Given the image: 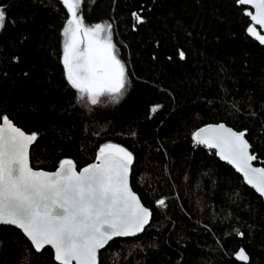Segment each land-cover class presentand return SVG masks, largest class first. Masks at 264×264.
I'll use <instances>...</instances> for the list:
<instances>
[{
	"label": "trees",
	"instance_id": "obj_1",
	"mask_svg": "<svg viewBox=\"0 0 264 264\" xmlns=\"http://www.w3.org/2000/svg\"><path fill=\"white\" fill-rule=\"evenodd\" d=\"M0 7L7 16L0 115L38 133L29 152L34 170L55 171L68 158L79 171L109 142L134 154L130 184L151 223L137 238L113 241L99 264H240L239 249L248 264H264L263 199L193 140L208 125L247 129L255 165L264 166V47L247 36L244 7L236 0H83L87 24L112 25L129 80L118 103L96 106L78 102L66 80L62 30L70 13L61 0H0ZM0 264L56 263L49 248L37 253L19 230L2 226Z\"/></svg>",
	"mask_w": 264,
	"mask_h": 264
},
{
	"label": "snow or ice",
	"instance_id": "obj_2",
	"mask_svg": "<svg viewBox=\"0 0 264 264\" xmlns=\"http://www.w3.org/2000/svg\"><path fill=\"white\" fill-rule=\"evenodd\" d=\"M61 2L71 16L62 30V63L77 101L85 106L118 103L127 93L129 80L113 43L112 25L86 26L77 12L82 0ZM237 3L255 9V13L245 9V14L264 29V0ZM133 17L136 23L144 22L137 13ZM6 21V10L0 7V32ZM247 32L264 45V35L254 26ZM179 56L184 59V52ZM246 135L247 129L236 131L221 123L199 129L193 140L217 149L220 158L234 165L264 197V167H253L257 156L250 151ZM37 140L38 133L28 134L7 114L0 115V226L20 229L37 253L50 246L57 264H99V251L114 237H134L145 230L152 212L130 187L131 151L109 142L99 147L93 163L79 171L65 158L55 171L48 172L30 165V146ZM157 205L165 206V200H158ZM238 259L247 261L249 257L241 249Z\"/></svg>",
	"mask_w": 264,
	"mask_h": 264
},
{
	"label": "water",
	"instance_id": "obj_3",
	"mask_svg": "<svg viewBox=\"0 0 264 264\" xmlns=\"http://www.w3.org/2000/svg\"><path fill=\"white\" fill-rule=\"evenodd\" d=\"M237 1V0H236ZM237 6H240V7H244L245 9H247L248 11H252L253 13H255V9H253V8H251V6L250 5H243V6H241V5H239L238 3H237ZM246 15V14H245ZM247 16V15H246ZM247 17H249V16H247ZM249 19H250V17H249ZM250 25L251 26H254L255 28H256V30H257V32L259 33V34H261V35H264V29H262L259 25H254V22H252L251 21V19H250ZM249 25V26H250ZM246 34H247V36L249 37V38H251L252 40H254V41H256L260 46H262V47H264V45H261L256 39H255V37H253V36H251L248 32H247V30H246ZM217 125H219V124H217ZM225 125V124H224ZM226 126V125H225ZM206 127V126H205ZM226 127H228V126H226ZM198 131V130H197ZM201 145H203V144H201ZM203 146H205V147H207L206 145H203ZM30 148H31V146H30ZM208 148V147H207ZM208 149H211L215 154H216V157L218 158V160L219 161H221L223 164H225V165H227V166H229L239 177H241L242 178V180H243V182H244V184L249 188V189H251L252 191H254L259 197H261L260 196V194L259 193H257L256 191H255V189L251 186V185H249L247 182H246V180H245V178H244V176H243V173H241V172H239L236 168H235V166L234 165H232V164H230V163H228V161H226V160H222L221 158H220V156L218 155V150L217 149H214V148H208ZM250 151L252 152V148L250 149ZM29 152H30V150H29ZM256 160H254L253 161V167H257L256 165ZM31 165V164H30ZM264 167V166H263ZM257 168H260V167H257ZM130 178H131V174H130ZM130 178H129V183H130ZM130 187H131V184H130ZM133 191V190H132ZM139 198V197H138ZM262 199H263V201H264V197H261ZM142 203V202H141ZM151 219H152V217L150 218V221H149V223L145 226V230L148 228V226L150 225V223H151ZM0 227H2V226H0ZM9 227H13V228H15L14 226H9ZM15 229H17V228H15ZM17 230H19L22 234H23V232L20 230V229H17ZM144 230V231H145ZM143 231V232H144ZM143 232H141V233H138L136 236H134V237H114L111 241H109L108 242V244L107 245H105V247L103 248V249H101L100 251H99V256H100V253L104 250V249H106L113 241H115V240H125V239H133V238H137V237H139V236H141L142 234H143ZM24 235V234H23ZM25 237V236H24ZM26 238V237H25ZM27 239V238H26ZM45 248H49L52 252L54 251L50 246H46ZM239 250H241V249H239ZM239 250L234 254V256H233V258H234V260L236 261V262H238V263H240V264H248L249 263V259L247 260V261H242V260H239L238 259V252H239ZM246 253V252H245ZM247 255V254H246ZM99 256H98V258H99ZM248 256V255H247ZM55 261V260H54ZM55 263L57 264V261H55Z\"/></svg>",
	"mask_w": 264,
	"mask_h": 264
},
{
	"label": "rangeland",
	"instance_id": "obj_4",
	"mask_svg": "<svg viewBox=\"0 0 264 264\" xmlns=\"http://www.w3.org/2000/svg\"><path fill=\"white\" fill-rule=\"evenodd\" d=\"M82 2H83V0H82ZM82 2H81V5H82ZM79 9H80V8H79ZM79 9L77 10L78 15H79ZM70 18H71V16H70ZM70 18H69V19H70ZM85 25H86V26H91V25L87 24L86 22H85ZM63 43H64V37H63ZM101 99H102V100H107L106 97H102Z\"/></svg>",
	"mask_w": 264,
	"mask_h": 264
}]
</instances>
